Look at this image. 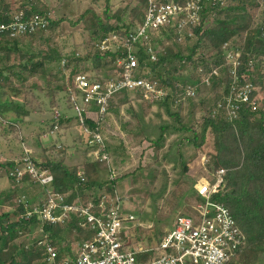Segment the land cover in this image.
Here are the masks:
<instances>
[{
    "label": "trees",
    "instance_id": "trees-1",
    "mask_svg": "<svg viewBox=\"0 0 264 264\" xmlns=\"http://www.w3.org/2000/svg\"><path fill=\"white\" fill-rule=\"evenodd\" d=\"M137 1V5L129 11L127 8H118L112 13L109 0L102 13L93 8L85 10L73 24L82 25L89 33L87 42L91 50L88 49L84 56L79 57L75 51L66 54L62 50L54 49L47 52H24L19 46V38L44 40L59 27L64 18L51 20L48 7L40 0H0V23H9L14 12H22L26 19L38 14L48 20L46 29L22 37L9 38L7 32L0 33V118L8 122L11 130H15L31 114L28 106L32 98L31 90L28 91L25 86L26 74L49 76L48 64L67 60L63 64L67 69L72 65L71 62H76L63 89L72 87L73 92L81 95L83 99L81 91L74 84V76L83 72L80 66L82 61H90L96 69L111 68L115 73L121 71L118 60L125 57V50L109 49L101 52L97 43L112 33L126 38L134 32L142 21V9L147 3V0ZM260 7L259 0H229L225 5H207L203 10L201 23L191 27L192 35L186 34L180 40L175 26L167 25L157 30L156 37L152 38L156 58L152 60L141 46L137 52L139 66L134 73L137 77L157 81L165 90L166 94L161 103L165 105L168 115L176 120L178 126H172L173 129L192 134L182 138L183 142L187 141L198 148L204 144L208 134L213 137L215 151L209 155L207 167L214 174L220 169L226 171L224 185L213 198L228 208L246 235V245L227 264H260V255L264 252V98L260 104L257 98L259 91L264 94V12L257 18ZM208 18L211 20L205 25ZM113 19L114 23L111 22ZM179 44L185 47V51L176 47ZM234 50L240 52L236 82L239 85L249 83L251 91L250 101L241 104L237 117L231 119L218 104L228 95L234 81L231 65L226 66L228 52ZM14 54L17 55L18 62L14 61ZM215 69L220 72L219 76L212 75ZM88 76L90 80L96 81L107 79L111 74L100 76L91 73ZM207 77L210 83L205 82ZM188 89L193 90L194 94H187ZM70 93L71 90L68 100L72 106ZM127 93V98L132 93L138 98L143 97L141 90ZM201 93L204 96H200ZM212 93L210 99L207 95ZM54 94L55 90L48 88L46 95L53 97ZM20 95L22 102L18 100ZM174 104L178 106L177 110H173ZM186 104L190 112L195 107L204 111L200 121L192 117V123L188 124L189 113H183ZM112 106L113 99L109 101L108 110ZM85 109L95 111L98 108L92 103L90 106L85 105ZM11 113L14 116L10 117ZM71 120L58 113L51 120L49 131L55 126L68 124ZM100 120L94 122L87 119L86 123L94 130ZM43 131L45 130L42 129L41 133ZM85 137L88 139L86 135ZM89 148L90 145L87 149ZM33 160L49 170L54 177L52 191L56 194H67L68 202L75 199L97 202L104 191L111 195L116 194L117 180H99L98 172L101 167L106 166V162L85 160L81 164L69 166L64 157L40 160L33 157ZM21 161L0 160V170H5L6 176L15 185L12 190L0 192V264H35L39 260H46L48 245L57 249L58 256L51 263L57 264L72 256V249L77 242L93 238L94 232L77 217L59 224L42 223L35 214L27 217L28 208L22 197L29 199L26 195L27 189L36 186L37 181L24 174L17 182L10 174ZM181 165L182 173L185 174L188 162L182 160ZM103 189L105 190L102 191ZM28 203L33 204L30 199ZM4 207H12V210L6 211ZM194 211L192 208L183 214L191 215ZM28 234L42 236L32 240L31 244L18 242L22 236ZM165 234L161 237L155 235V241L149 246L152 248L150 251L137 254L140 263L145 264L153 257L156 246ZM132 238V235L126 236V242L130 246L134 242ZM140 240L141 237L136 239Z\"/></svg>",
    "mask_w": 264,
    "mask_h": 264
},
{
    "label": "rangeland",
    "instance_id": "rangeland-1",
    "mask_svg": "<svg viewBox=\"0 0 264 264\" xmlns=\"http://www.w3.org/2000/svg\"><path fill=\"white\" fill-rule=\"evenodd\" d=\"M259 1L261 7L257 18H260L264 12V0ZM40 2L48 7V16L51 20L62 18L64 20L44 40L19 38V46L24 52H47L54 49L62 50L66 54L75 51L79 57H82L88 49L91 50L87 42L89 33L82 25L73 23L89 8L102 13L106 8L107 0H40ZM137 3V0H109L112 13L118 8H127L129 11ZM210 20L211 18H208L205 25ZM111 22L114 23L115 20ZM171 42L175 43L173 39ZM176 47L185 51V47L180 44ZM234 52L235 57L238 58L240 52L238 50ZM13 59L18 62L17 55L14 54ZM230 60L228 59L226 66L232 64ZM71 64L67 69L62 62L48 64L49 76L26 74L25 86L28 91L31 90L32 99L28 106L31 114L25 117L15 130H11L8 122L0 118V160L22 159L25 151L29 150L30 154L39 160L64 157L69 166L81 164L85 160L97 161L90 155L92 148L87 149L88 140L82 133L77 118L74 117L76 105L85 107L83 99L81 95L73 92L72 87L63 89L76 62ZM80 66L83 69L82 73L85 74L100 76L115 74V70L111 68H93L87 60L82 61ZM48 88L55 90L53 97L46 95ZM69 90H71L72 106L68 100ZM201 95L204 96L202 93ZM127 96V92L115 95L112 108L100 120V127L110 151L109 165L116 170V193L122 197L125 210L135 215L128 233L134 236L131 245L149 247L155 241V235L161 237L173 228L179 214L192 210L198 201L194 188L196 181L203 178L212 180L214 173L207 167V162L209 155L215 151V142L211 134L207 135L204 144L198 148L192 143L183 142L182 138L192 134L173 129L172 126L178 125L166 112L165 105L161 103L163 98L158 100L159 102H153L151 98L145 96L138 98L133 93L129 98ZM207 96L211 99L213 93ZM197 98L200 97L197 95ZM257 98L259 104L262 103L264 94L259 91ZM18 100L23 101L22 95ZM177 108L178 106L174 104L173 110ZM203 112L196 107L190 112L188 104L184 106L183 111L184 114L189 113L188 124L192 123V117L200 121ZM58 113L72 120L49 131V124ZM89 115L94 119L97 117L95 113ZM9 116L14 114L11 113ZM42 129L45 130L44 133H41ZM182 160L188 162V170L185 174L182 173ZM109 165L101 167L98 172L99 180L102 182L109 179ZM14 186L6 176L5 170H0V192L12 190ZM26 195L35 204L42 198L41 188L37 185L32 186L27 189ZM4 210L11 211L12 207H4ZM41 236V234L34 236L28 234L22 236L18 242L31 244L32 240ZM140 237L142 240L136 241ZM260 258L259 263L264 264V252ZM35 264H51V262L43 259Z\"/></svg>",
    "mask_w": 264,
    "mask_h": 264
},
{
    "label": "built area",
    "instance_id": "built-area-1",
    "mask_svg": "<svg viewBox=\"0 0 264 264\" xmlns=\"http://www.w3.org/2000/svg\"><path fill=\"white\" fill-rule=\"evenodd\" d=\"M229 0H147L142 9V21L134 32L124 38L117 33L106 35L97 43V48L104 52L109 49H124L126 55L118 60L121 71L107 79L90 80L88 74L78 73L74 76V84L83 95L84 105L95 104L97 110L85 109L76 105L77 123L82 133L87 136L92 148L90 153L95 160L110 164V151L105 143L102 128L99 125L92 130L87 119L98 122L108 112L109 101L116 94L131 90H141L143 97L151 101L161 100L166 92L157 81L135 76L139 66L137 52L142 46L152 60L156 58L152 46V38L157 30L167 25L175 26L178 40L186 34L191 36V27L202 20L203 10L207 5H225ZM48 20L38 14L26 19L22 12H14L9 23H0V33L7 32L9 38H18L47 28ZM239 57V56H238ZM231 71L234 81L227 96L219 102L231 119L237 117L241 104L250 101L249 83L239 85L236 82L239 60L235 52L229 51ZM66 60L62 63L65 64ZM229 62V61H228ZM213 76H219L215 69ZM206 83L210 79L205 78ZM193 95L194 91L187 90ZM95 113L96 120L89 114ZM21 164L10 174L20 181L24 174L31 176L41 188L42 198L35 204H29L26 196L23 201L27 206V217L37 215L42 223L59 224L72 217H77L83 225L94 232L91 239L81 240L72 249V256L64 258L57 264H143L137 259L138 253L150 251L151 247L130 246L126 236L131 229L135 215L125 210L122 197L116 193H104L99 201L83 202L75 199L68 202L67 194H56L51 189L54 180L48 169L38 165L25 151ZM225 169L213 174L212 180L198 179L194 185L200 199L194 205L191 215L179 214L172 229H169L155 248L153 257L145 264H227L232 257L246 245V235L237 225L227 207L214 200L224 185ZM82 174V173H80ZM110 180L116 179V170L109 165ZM30 207V208H29ZM42 230V229H40ZM46 260L54 263L58 253L55 246H46Z\"/></svg>",
    "mask_w": 264,
    "mask_h": 264
}]
</instances>
